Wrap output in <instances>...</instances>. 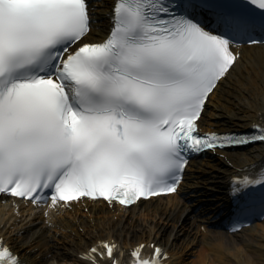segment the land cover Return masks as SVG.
<instances>
[{
	"label": "snow or ice",
	"instance_id": "snow-or-ice-1",
	"mask_svg": "<svg viewBox=\"0 0 264 264\" xmlns=\"http://www.w3.org/2000/svg\"><path fill=\"white\" fill-rule=\"evenodd\" d=\"M256 2L115 0L108 39L89 44L86 0H0V193L127 205L175 192L189 152L264 141L259 127L194 134L209 94L234 70L233 46L264 43L254 36L264 15L243 8ZM253 184L264 177L236 191ZM102 247L100 258L119 264L116 246ZM161 255L134 251L130 264ZM0 264L20 261L0 245Z\"/></svg>",
	"mask_w": 264,
	"mask_h": 264
},
{
	"label": "bare ground",
	"instance_id": "bare-ground-1",
	"mask_svg": "<svg viewBox=\"0 0 264 264\" xmlns=\"http://www.w3.org/2000/svg\"><path fill=\"white\" fill-rule=\"evenodd\" d=\"M113 0L91 3L93 29L89 39L107 37L109 11ZM234 70L218 84L200 119L204 131L227 132L247 129L264 122V46L238 48ZM264 151L260 145L241 151H223L207 162L195 161L191 166L194 184L205 196L224 191V185L240 169L260 164ZM163 220L164 225L154 222ZM193 208L177 196L141 202L129 210L110 208L104 202H88L63 212L49 215L24 205L17 209L12 200L0 198V235L21 255L25 264H89L79 258L98 241L115 239L123 247L155 242L163 246L172 259L181 249L180 243L208 224ZM173 224L169 232L167 225ZM186 227L190 232L185 231ZM83 228V232H79ZM236 234L207 230L205 240L219 242L232 249L195 264H264V221ZM205 229V230H206ZM250 231V232H249ZM205 232V233H206ZM47 238V239H46Z\"/></svg>",
	"mask_w": 264,
	"mask_h": 264
},
{
	"label": "rangeland",
	"instance_id": "rangeland-1",
	"mask_svg": "<svg viewBox=\"0 0 264 264\" xmlns=\"http://www.w3.org/2000/svg\"><path fill=\"white\" fill-rule=\"evenodd\" d=\"M195 252H196V249H191L190 247L185 249L183 252L184 261L189 264L194 259H196Z\"/></svg>",
	"mask_w": 264,
	"mask_h": 264
}]
</instances>
